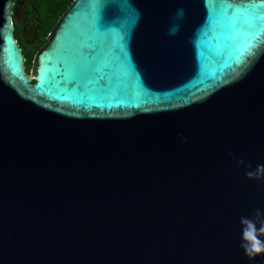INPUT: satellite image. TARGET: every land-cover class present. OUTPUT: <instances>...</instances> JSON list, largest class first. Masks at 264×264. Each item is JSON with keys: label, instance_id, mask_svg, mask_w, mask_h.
<instances>
[{"label": "water", "instance_id": "obj_1", "mask_svg": "<svg viewBox=\"0 0 264 264\" xmlns=\"http://www.w3.org/2000/svg\"><path fill=\"white\" fill-rule=\"evenodd\" d=\"M14 2L0 264H264V0H73L28 73Z\"/></svg>", "mask_w": 264, "mask_h": 264}, {"label": "trees", "instance_id": "obj_2", "mask_svg": "<svg viewBox=\"0 0 264 264\" xmlns=\"http://www.w3.org/2000/svg\"><path fill=\"white\" fill-rule=\"evenodd\" d=\"M73 0H25L23 10L22 0H15L13 15L18 14L17 22L12 17L14 25V35L21 47L25 57V70L28 73L32 60L37 50L40 48L46 36L51 32L60 15L66 10ZM23 11V20L20 15ZM29 32L30 37L25 34Z\"/></svg>", "mask_w": 264, "mask_h": 264}, {"label": "clouds", "instance_id": "obj_3", "mask_svg": "<svg viewBox=\"0 0 264 264\" xmlns=\"http://www.w3.org/2000/svg\"><path fill=\"white\" fill-rule=\"evenodd\" d=\"M249 175H252V173H249ZM245 239L248 242L242 246L244 247L245 254L249 257V259H254L259 254L264 253V242H261L256 238L254 227L250 228Z\"/></svg>", "mask_w": 264, "mask_h": 264}, {"label": "snow or ice", "instance_id": "obj_4", "mask_svg": "<svg viewBox=\"0 0 264 264\" xmlns=\"http://www.w3.org/2000/svg\"><path fill=\"white\" fill-rule=\"evenodd\" d=\"M95 54V49H93L90 53H89V58L91 57V55ZM81 71L84 74H92L94 75L97 79H103L104 76L106 75V73L103 71V69L99 66H96L94 64H90L87 62V60H85L83 67L81 69Z\"/></svg>", "mask_w": 264, "mask_h": 264}, {"label": "rangeland", "instance_id": "obj_5", "mask_svg": "<svg viewBox=\"0 0 264 264\" xmlns=\"http://www.w3.org/2000/svg\"><path fill=\"white\" fill-rule=\"evenodd\" d=\"M31 35H30V33L29 32H27L26 34H25V37L26 38H29Z\"/></svg>", "mask_w": 264, "mask_h": 264}, {"label": "flooded vegetation", "instance_id": "obj_6", "mask_svg": "<svg viewBox=\"0 0 264 264\" xmlns=\"http://www.w3.org/2000/svg\"><path fill=\"white\" fill-rule=\"evenodd\" d=\"M22 15H23V11H22ZM22 20H23V17H22ZM43 42H44V41H43ZM43 42H42V44H43ZM42 44H41V45H42Z\"/></svg>", "mask_w": 264, "mask_h": 264}]
</instances>
